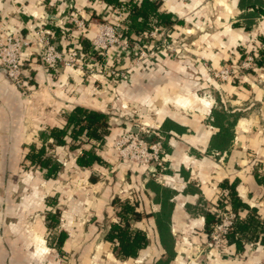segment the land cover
I'll return each instance as SVG.
<instances>
[{"label":"crops","instance_id":"crops-1","mask_svg":"<svg viewBox=\"0 0 264 264\" xmlns=\"http://www.w3.org/2000/svg\"><path fill=\"white\" fill-rule=\"evenodd\" d=\"M157 1L159 12L172 17V26L164 29L176 54L156 52L130 73L127 82L110 83L109 77L94 78L64 67L47 77L34 48L27 51L31 79L26 92L9 83L0 68V180L20 175V161L31 146L45 141L51 128L62 127V114L78 107L109 119L107 136L94 148L100 163L89 168L75 164L83 149L93 147L84 136L74 142L66 137L65 146H52L69 151L70 166L80 171V188L65 182L60 190V169L55 178L43 176V192L38 178L27 185L31 194L24 203L31 199L35 205L31 216L24 214L21 204L9 203L17 220H6L10 225L0 228L6 238L0 264H264V69L259 66L247 79L228 83L214 80L208 71L235 67L243 52L260 58L264 0ZM70 5L85 9L88 27L74 40L85 52L97 24L107 20L115 25L128 17L126 6V12L117 15L115 7L94 0H0V22L12 33L26 34L33 16H44L54 32L51 42L60 49L54 24ZM29 97L34 100L31 109ZM124 102L133 115L146 114L144 124L162 137L161 168L118 160L115 140L140 128L116 116ZM144 138L156 140L152 135ZM70 174L61 175L68 180ZM10 183L9 179L0 185L10 189ZM232 185L240 206L232 204ZM42 193L63 196L64 211L56 225L48 214L38 215ZM124 203L140 214L137 221L128 215L129 228L144 234L147 245L135 258L119 259L106 236L120 222ZM226 206L238 217L235 235L226 238L220 253H206L207 216L216 217ZM61 234L62 243L48 248L45 238L54 242ZM31 242L36 245L33 250ZM39 252L47 256L37 257Z\"/></svg>","mask_w":264,"mask_h":264},{"label":"built area","instance_id":"built-area-1","mask_svg":"<svg viewBox=\"0 0 264 264\" xmlns=\"http://www.w3.org/2000/svg\"><path fill=\"white\" fill-rule=\"evenodd\" d=\"M137 1V0H136ZM140 3L138 0L137 4ZM90 8V7H89ZM126 7L114 8L113 13L126 12ZM85 9L69 6V11L54 24L60 34L59 47L51 42L54 32L48 28L44 16H33V21L25 26L26 34L12 33L0 22V68L6 79L22 92L29 89L30 68L26 63L28 50L34 48L39 64L47 77L57 72L59 67L69 68L72 72L88 73L94 78L109 77L116 84L127 82L130 73L139 68L144 61L154 57L156 52L175 53L174 41L167 30L156 25L153 20L151 30L139 35L130 34L123 18L121 26L104 20L96 25L90 40L89 52L83 51L75 41L86 32L88 19L83 15ZM128 15V11L126 13ZM125 22V23H124ZM77 32L80 35L74 36ZM259 57L255 53L243 52V58L235 67L224 65L218 71H208L211 77L221 83L245 80L259 68ZM87 71V72H85ZM97 79V80H101ZM152 135L155 141H147L144 136ZM162 137L148 125L137 132H123L114 142V149L120 162L132 163L149 169L162 167ZM56 150H63L57 147ZM224 202L222 198L219 201ZM218 222L212 227L205 243L206 253H220L227 236L232 232L238 217L228 206L218 211Z\"/></svg>","mask_w":264,"mask_h":264},{"label":"trees","instance_id":"trees-1","mask_svg":"<svg viewBox=\"0 0 264 264\" xmlns=\"http://www.w3.org/2000/svg\"><path fill=\"white\" fill-rule=\"evenodd\" d=\"M100 1L102 4L110 5L112 7L126 6L128 9V17L126 19V29L131 34L139 35L144 33L149 24V19L156 20V25L163 28L170 27L173 24L172 17L169 14L159 12L160 2L157 0H140L137 4L136 0H94ZM264 16V11L261 12ZM56 32V30L54 29ZM259 41L264 45V37H259ZM260 62L259 65L264 69V50L259 52ZM243 58V55H242ZM62 127L51 128L45 135V144L38 150L34 146H31L27 153L25 160L31 165H37L40 170H44V176L47 179L55 178L60 164L53 160L51 156L45 157L47 150L52 151V146H65V138H70L73 142L79 141L82 136L87 139V143L92 144L91 149H83L81 156H78L75 160V164L81 168H89L94 164L100 163L101 160L96 155L94 148L98 147V143L101 144L104 141V137L108 134L109 119L107 115L84 110L82 108H75L69 113L62 114ZM52 139V144H46V140ZM76 147H71L75 149ZM93 180V179H92ZM229 196L231 197L233 206H240L234 185L229 189ZM233 210V209H232ZM234 211V210H233ZM128 215H130L135 221L140 218L138 214L129 203H124L119 211L120 222L111 226L106 240L114 243V252L119 259L135 258L139 250L143 249L147 245V239L141 232H131L128 223ZM49 222L51 225H56L58 222L57 214H48ZM207 233L210 234L212 227L218 222L214 216H207ZM252 224L255 225L253 221ZM236 225V222H235ZM228 235L230 238L234 237L236 227ZM246 228V226H244ZM252 227V226H251ZM227 236V237H228ZM64 236L61 234L59 239L53 243L60 245ZM264 242V240H263Z\"/></svg>","mask_w":264,"mask_h":264},{"label":"rangeland","instance_id":"rangeland-1","mask_svg":"<svg viewBox=\"0 0 264 264\" xmlns=\"http://www.w3.org/2000/svg\"><path fill=\"white\" fill-rule=\"evenodd\" d=\"M118 23H115V25L117 24V26H121V21H118ZM114 25V23H113ZM58 70V69H57ZM87 72V71H85ZM88 74V73H86ZM90 75V74H88ZM113 81H111L110 83H112ZM113 87L115 88L116 85H113ZM28 99V106L31 109V107H33L34 105V100L33 98H27ZM47 101V100H46ZM45 101V102H46ZM121 104V103H120ZM43 105V104H42ZM42 105H40L41 107H43ZM31 111V114H30ZM28 114H30V116L32 115V117L34 116V112L33 110H30ZM116 116H119L121 118V120L129 123V124H133L136 123L137 125H139L140 127H144V123L143 122L144 119L143 117L146 115L143 114H138V116L133 115V113H131V111L128 110L127 108V104L124 102L123 104V110H119L118 112L116 111ZM148 115V114H147ZM147 121V119L145 120ZM148 124V123H147ZM46 127L43 128V130H45ZM41 133L43 131H40ZM132 132V131H131ZM72 141H70V148L71 147H75V145H73L74 143H71ZM45 142L43 141V139H41V142L39 143H35L33 146L36 148V150H38L42 145H44ZM46 144H51V143H47ZM87 145V144H84ZM73 150V149H71ZM47 153L44 155L45 157L51 156L53 158L54 161L56 162H62V164H60V169L62 170V172H59L60 175L58 176L59 178H61L62 180L59 181L60 187L59 189L61 190L62 186L65 184V182H70L71 184H73L74 189L80 188V180L79 178H81L80 175V171H77L75 167H71L69 164V160H71V156L69 155V151L67 149L64 150H56V148L52 147V151L47 150V146H46V150ZM128 165H135L132 163H127L124 162ZM18 167L21 170L20 175L18 174H14V175H10L9 177H6L4 180H0L1 181H5L7 183V180L10 179L11 183H10V189L6 188V185H4L2 187V185H0V228H3L4 226L10 225L9 222H7L6 220H17V218H15V216L12 215L13 212H11L12 210L9 209V203L15 205L16 203L21 204L22 206L20 207L22 210H24V214L27 215L28 217L31 216L32 212H35V210L33 211L32 209H35V205L32 204V202H30V200H28L29 204H26L24 202H26V195H30L31 191L29 190V184L35 180V178H38L40 180V186L41 184H43V186H41V192H43L44 187H45V183H42L43 180L45 178H43L44 173H42L43 171L39 169V167L37 165L35 166H31L29 165L25 158H23L20 161V164H18ZM1 168V167H0ZM59 169V170H60ZM60 170V171H61ZM69 171H72V174H70V177L65 178L61 175L63 172L64 174L68 173ZM71 173V172H70ZM1 174V173H0ZM27 183V184H25ZM29 185V186H27ZM35 192H38V190L40 188H38L37 186H34ZM83 187V186H82ZM26 188H28L26 190ZM58 190V189H57ZM61 193H55V194H49V193H42V196L40 198V202L38 204V215L41 216H45L47 214H57V218L60 219L63 215V211H64V203L61 202V199L63 198V196L60 195ZM66 199H68L66 197ZM69 200V199H68ZM16 213V212H15ZM48 216V215H47ZM29 219V218H28ZM12 226V225H11ZM3 233H1L0 231V246H5L6 245V238L3 237ZM46 239V245L48 248H53V240L51 239V237H47ZM33 247H36V245L31 242V245L29 246V249L31 248V250H33ZM37 257H44L47 256V254L44 255V253H40L39 255H36ZM56 256V255H55ZM36 257V258H37Z\"/></svg>","mask_w":264,"mask_h":264}]
</instances>
